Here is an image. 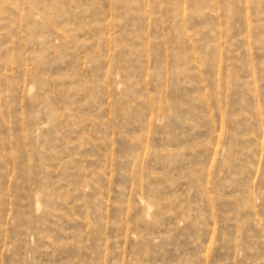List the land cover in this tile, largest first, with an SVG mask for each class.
<instances>
[{
  "label": "rangeland",
  "instance_id": "374dc122",
  "mask_svg": "<svg viewBox=\"0 0 264 264\" xmlns=\"http://www.w3.org/2000/svg\"><path fill=\"white\" fill-rule=\"evenodd\" d=\"M0 264H264V0H0Z\"/></svg>",
  "mask_w": 264,
  "mask_h": 264
}]
</instances>
